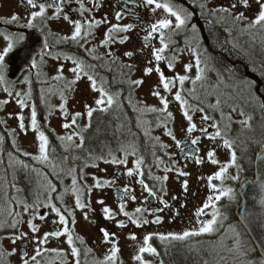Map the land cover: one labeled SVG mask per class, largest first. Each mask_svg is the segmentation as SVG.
<instances>
[{
    "label": "flooded vegetation",
    "instance_id": "flooded-vegetation-1",
    "mask_svg": "<svg viewBox=\"0 0 264 264\" xmlns=\"http://www.w3.org/2000/svg\"><path fill=\"white\" fill-rule=\"evenodd\" d=\"M16 4L15 15L19 17L16 22L5 23V19L0 17V40L5 41L8 35H16V38L20 35L24 36L23 41L19 42L17 49L24 46L28 42L27 32L36 31L43 35L45 40L46 50H44L39 57L35 59L37 67L32 66L24 73L22 78L27 77L29 79L31 96L27 99L26 95H22L21 99H25L28 103V108L31 110V106L35 105L37 111L38 126L42 124L47 126L48 133L45 135L49 137V152L50 159L59 164L64 169L60 172L59 178L55 175H51V169L45 165L38 164L33 161L30 156L26 157L19 154L16 159H20L28 163L33 167L40 168L42 171L49 174V178L57 186V191L53 193V196L63 195V200H53V202L61 208L62 212L65 209L73 211L76 219V215H80L85 212H95L99 216L101 222L100 229H105L109 233H114V239L117 242V246L120 248L118 253L119 264H130L128 262V254L132 260V253L137 254L138 249L124 253V248L127 247L128 241H134L137 248L142 246L143 238L149 233H159L167 235L172 229L183 228L191 229L197 223V217L195 212L198 208L203 206L210 195H214L212 190L208 187L207 177L213 175L220 167H223L225 163L230 160V153L223 147H218L222 144V139L217 138L211 140L207 135L200 131L201 127L208 129V135L213 134L216 129L210 127L213 123H216L222 134L227 138L234 140V148L237 152V162L243 166V171L240 173V180L233 181L229 179L231 175L237 173L236 168H230L226 173V178L223 181H213L217 187H232L236 190V198L233 200V214L236 205L240 202L238 195L239 182L244 177H253L254 175V161L257 156V152L260 151L259 145L254 141L264 138V124H262L261 116L264 113L259 108L260 102L264 101V79H261V71H264V64L261 63V36L258 34L255 42L252 40V34L242 33L246 23L254 19L255 15L259 11V5L256 0H249L250 7L245 9L242 5H237L233 10V14L243 11L245 16L248 17V21L243 23H233L231 17H226L225 20L220 21L223 13L212 14L213 9L220 7H231L233 0H172L173 3L183 5L189 12H191V23L197 25L196 37L199 39L198 51L203 53V58L210 57L208 61L209 67H214L219 70L223 75L225 82L233 85L231 88H226L224 84H219L215 87L217 82V75L215 71L207 74L208 78L204 81L197 82L195 86L191 81H186L183 85L182 95L188 101L189 112L193 116V123L196 124V130L189 134L187 132L188 121L183 115L180 103L174 99L176 91L180 90L181 86L176 83L172 92H165L163 86L160 84L159 73L153 71L150 75H144V69L146 67H155L157 62L152 56L153 48L161 47L159 42V34H153L154 38L145 40L144 37L148 34L147 30L150 29L151 24L158 19L163 18L165 15L162 10L152 11L153 6H148L144 3V0H98L99 7L93 8L91 12L85 11L81 16L78 11L79 5L76 0H71L64 7V12L67 13L71 20L80 19L83 23L82 33L87 31V20L95 18L96 20L107 19V23H101L99 26L92 29L94 38H89V42L80 46L73 42L64 41L62 37L70 36L74 31V26L71 22L63 19V14L59 19H47L51 17L54 12V8L46 9V18L41 20L37 18L34 21V27H24L27 23V19L30 18V13L33 9L26 4V0H14ZM52 3L57 4L59 0H37V4ZM86 8L90 7L92 0H83ZM159 2H165V0H159ZM204 7L201 8L200 5ZM0 0V15L1 11ZM35 10H38L35 9ZM119 11L122 13V19L119 21L115 18V13ZM10 20V19H9ZM174 20V18H173ZM120 24L121 26L129 23L133 24V29L126 33L114 34L117 37V42L109 44L107 48L101 47L100 41L105 38V32L112 24ZM256 30H253L255 32ZM166 35L170 34L171 30H165ZM127 35L129 39L120 44L118 38ZM172 39L175 43L170 44L169 48L163 53L165 59L159 62V67L166 77H174L176 74L184 75V65L187 63H194V58L190 51L191 47H197L194 34L191 32L190 27L180 31L177 35H174ZM8 40V39H7ZM236 45L235 47L233 45ZM96 47L98 55H104L106 52L111 51L115 56L119 57V60L115 64L110 63L109 58H105L103 61H94L91 55L88 54L86 49ZM16 49V50H17ZM126 51H132L134 55L132 57H126L123 55ZM51 56L48 57L47 56ZM71 56L78 59H83L88 64H100L103 63L105 67H98L96 71L100 77H104L108 84L106 87L111 93L120 92L119 104L121 107L113 105L112 109L108 113L96 112L91 120V127L83 132L85 142L82 148L69 147L65 151L64 145L68 142H61L58 137L71 134L74 130H80L88 124L86 115H82L78 119V126H74L72 129L56 131L49 124L50 119L55 115L62 117L63 124L70 122L71 117L75 112H86L85 104L95 106L94 99L98 98V93L93 92L90 88V82L86 77L84 80L88 85L90 91V99L92 102H87L86 99L82 108H76L74 104L69 102L74 101L77 96L76 85L73 86L74 90H70L67 82L74 79V74L71 72H63L64 79L55 80L54 76L57 75L55 66L57 62L65 61V63L72 64L71 60L65 57ZM151 62V63H150ZM173 64V68H168V63ZM123 64L133 65L131 71L127 68H122ZM111 68V71L108 68ZM228 69L233 70L232 79H228ZM123 73V74H122ZM193 79L195 77V68L190 73H187ZM22 78L19 82L22 81ZM50 78V82L57 85L60 81H64L65 84L60 87L61 95L63 94L67 99L66 110L68 112L67 120L61 113L59 105L63 103L61 95L53 97L52 104L48 103V94L39 92L46 81ZM243 78H249L257 82L260 89V99L252 100L249 103L248 92L243 89V85L240 84V80ZM128 79H142L144 83L135 88H130L127 81ZM18 82V84H19ZM100 83L98 78V84ZM238 86V87H237ZM195 87V92L189 94V89ZM160 91L161 95L166 96L169 100L168 111L172 112L173 116L171 120H165L166 113L162 112H148L145 109L150 107L162 108L160 100L154 97L152 91ZM28 93V92H26ZM25 93V94H26ZM129 93H131V104L129 103ZM231 97V98H230ZM217 99L221 101L218 107H211L215 105ZM236 112L231 111L233 106H237ZM203 108L204 111H198L193 109ZM243 109L245 116L239 115L240 109ZM41 113L42 116H41ZM208 115L212 119L208 121H202V116ZM248 115L253 117L251 121V128H242L239 121L245 119ZM62 124V125H63ZM231 124L230 130H226V126ZM122 126V127H121ZM149 132L148 136H145V131ZM171 130L176 138V141H180V147H177L176 141L172 137L166 135L167 131ZM41 131V129H40ZM37 136V134H35ZM51 136V137H50ZM152 137H159V141H155ZM199 137V141L196 145L191 144L193 138ZM74 142L79 143V138L74 137ZM166 145L167 147H161L160 145ZM132 145L136 148V155H132ZM121 146L127 148L129 151L127 165H116L111 163H104L103 160H95L97 167H92V157L103 156L105 159H110L109 151L117 157L123 158L124 152L121 151ZM55 149V153H52L51 149ZM215 149V159L219 161L218 164H212L207 156V153L211 149ZM31 155L34 153L28 152ZM155 153V157L153 156ZM36 152L35 155H37ZM68 157L66 162H62L63 157ZM139 156H143L144 164L142 171L143 177L133 176L128 177L126 171L128 168H134L132 159H136ZM78 157V159H74ZM156 158H159L163 163L158 164ZM202 160V163H196V160ZM85 163L89 166L84 167ZM71 167L77 169V173L82 169L85 175V179L79 181L80 185L87 184L92 186L94 184L93 177L98 178L101 182L105 180L114 181L113 184L103 186L100 188H92L89 194L87 190L81 194V200L90 205V209L75 208V198L71 195V181L72 178L67 174V170ZM169 167L172 171L165 173L163 169ZM16 176L22 178L23 184L20 186V190L17 195L18 200H25L29 205L39 197V192L44 190L40 185L46 184L43 177L37 176L31 172L30 169H23L20 166H16ZM59 171V169H57ZM149 171L152 176L164 175L168 176V180L162 184L163 191H161V183L151 179L148 175ZM180 171L187 172V176L179 175ZM140 178L145 180L150 187L154 186L158 193L157 197H150L146 191H143L141 185L136 181ZM184 181H187V190L183 187ZM129 187L131 191L126 195L123 191L125 187ZM67 189V191H65ZM32 192L30 196L27 194ZM46 196H48L45 191ZM209 194V195H208ZM135 195L136 200L132 201L129 197ZM125 197L121 200V197ZM176 197V199H173ZM163 198L167 201L169 207L164 208L162 212H152V209L163 208L159 199ZM227 197L222 198L218 204ZM99 200H103L104 204L98 203ZM39 201H42L39 199ZM125 204V211L130 214L135 213L137 207L146 208L149 211L143 213H136V219H147L150 223L137 227L132 224L128 217H125L119 212V205ZM43 207V204L39 208ZM95 207V208H94ZM109 207L113 210L115 215L114 220H108L103 214V208ZM38 209V208H35ZM50 209V208H49ZM93 209V210H92ZM51 211V210H50ZM214 209H206L207 215L199 217L209 216ZM23 212V211H22ZM24 214V213H23ZM44 210L40 211V215H44ZM51 214H53L51 212ZM66 214V212H65ZM160 216L162 222L160 224L151 223L152 220ZM45 217L49 218L48 215ZM21 223L16 228V234L21 233L22 228V215L19 217ZM46 219V218H45ZM71 218L69 217V220ZM51 220V219H50ZM123 221L125 223L124 228L117 227V222ZM34 223V222H33ZM48 221L45 223L47 225ZM51 227L54 228L56 224L50 222ZM56 230L62 228L57 225ZM74 233L83 238L84 244H80L77 240L76 246L81 249V264H84L87 260L88 264H92L94 259H103V256L107 253L111 247L110 244H102L103 235L100 229L95 233V238L90 236H84L75 230V225L69 224ZM46 232L43 231L40 235H36L29 230L23 231L27 233V238L32 240L31 243H26L24 239L18 242L20 255L22 250L26 248L28 257L34 254L31 253V248H36V238H40ZM137 237L136 240H132L129 237L131 235ZM65 237L59 239L50 238L46 245L41 246L42 249L57 248L64 251H68V246L65 243ZM93 239V240H92ZM153 239H158L154 236ZM152 239V240H153ZM151 240V241H152ZM150 241V243H151ZM63 242V243H62ZM22 245L20 246V244ZM63 245V246H61ZM87 248H92L93 252L89 253L86 257L84 251ZM145 259H148V254H144ZM155 259L156 257H151ZM41 260V264H61L63 257H57L55 253L44 252L43 256L38 257ZM69 264H74L73 258L68 256ZM159 259V256H158ZM157 260V258H156ZM30 264L32 262L30 261ZM132 264V263H131ZM135 264H138L136 262Z\"/></svg>",
    "mask_w": 264,
    "mask_h": 264
},
{
    "label": "snow or ice",
    "instance_id": "snow-or-ice-1",
    "mask_svg": "<svg viewBox=\"0 0 264 264\" xmlns=\"http://www.w3.org/2000/svg\"><path fill=\"white\" fill-rule=\"evenodd\" d=\"M71 0H59L57 4H52V3H43L40 2L37 4V0H26V4L30 6L33 11L30 13V18L27 19L26 25L24 27L27 28H32L34 27V21L37 18H40L41 20L46 18V9L48 8H54L53 15L51 17H47V19H59L60 16L63 14V19L66 21H69L73 24L74 26V31L71 33L70 36H64L62 37V40L64 41H71L75 44H78L80 46H83V44L89 42V38H94L92 29L99 26L101 23H107V19L104 18L103 20H96L95 18H91L87 20V31H84L82 33V28H83V23L80 19L76 20H71L70 16L64 12V7L66 6L67 3H70ZM76 3L79 5L78 11L80 12V15L83 16L85 11L91 12L93 8L99 7L98 0H92V4L90 7L85 6V3L83 0H76ZM144 3L148 6H153L152 11L156 12L157 10H162V12L165 14L163 18L158 19L156 22L151 24L150 29L147 30V35L144 37L145 40H149L151 38H154L153 34L158 33L159 34V42L161 44V47L159 48H153L152 50V56L154 57L155 61L157 62V66L155 69L153 67H146L144 69V75H150L153 71H156L159 73V79H160V84L163 86V89L165 92H172L173 87L176 86V83L178 82L179 85L181 86L180 90L176 91L174 94V99L180 103L181 109L183 111V115L188 121V127H187V132L191 134L196 130V124L193 123V116L189 112V106L188 101L184 98L182 95L183 92V85L185 84L186 81H191L193 86L197 84V82L204 81L208 78L207 74L209 72L215 71L217 75V84L215 87H218L219 84H224L226 88H231L233 85L226 83L223 75L221 72L214 67H209L208 66V61L210 57L208 58H203V53L198 51L199 47V39L198 37L195 36L197 33V25L195 23H191L192 20V13L187 10L183 5L175 4L172 2V0H165V2H159V0H144ZM256 3L259 5V11L255 15L254 19L248 21V17L245 16V13L243 11L233 14V10L237 7V5H242L245 9L250 7L249 0H233V3L231 4V7H220L218 9H213L212 14L216 15L217 13H223L226 15H221L220 16V21H223L226 19V17H231L233 23H243L245 21H248L246 25L241 28L242 33H250L252 34V40L255 42L257 35L259 34L261 36V63L264 64V0H256ZM201 8L204 7L203 4L200 5ZM38 10H35L37 9ZM115 18L117 21L122 19V13L117 11L115 13ZM174 18V20H173ZM19 20V17L17 15H13L10 20H5V23H11V22H16ZM133 24L129 23L127 25L121 26L120 24H112L107 31L105 32V38L100 41L101 47L107 48L109 44H113L117 42V37L114 34L117 33H126L129 30L133 29ZM191 32L194 34V39H196L197 47H191L190 46V51L192 53V56L194 58V63H187L184 65V75L181 74H176L174 77H166L164 73L161 71L159 67V62L165 59V56L163 53L169 48L170 44L175 43V41L172 39L174 35H177L180 31L189 28ZM165 30H171L170 34L166 35ZM253 30H256L253 32ZM129 37L127 35L118 38V42L120 44H124ZM24 36L20 35L18 37V41H23ZM48 45L45 43V47ZM234 47L236 46L235 44L233 45ZM13 49V44L9 43L7 47L3 50V54H0V82H3L5 80V76L3 75V72L5 70V56ZM89 55H91L92 60L94 61H103L105 58L110 59L111 64H115L118 60L119 57L115 56V54L111 51L106 52L104 55H98L96 47H93L91 49H86ZM124 56L126 57H132L134 53L132 51H126L123 53ZM68 60H71L72 64L74 65L70 69H68L71 73L74 74V79L70 80L67 82L68 87L70 90H74L73 86L76 85L78 81H80L83 77L87 78V81L90 82V88L93 92L98 93V98L94 99V105L91 106L88 104H85V109L86 112L82 114L81 112H75L72 117L70 122H65L62 127L64 129H72L74 126H78V119L82 115H86L88 119V124L84 126V128L80 130H74L71 132V134L65 135V136H59L58 139L61 142H68L65 147V151L68 150L69 147H74V148H82L85 142V137L83 135V132L86 131L88 128H90L91 125V120L93 118L94 113L100 112V113H108L113 105H116L118 108L121 107L119 104V98L121 93L120 92H115L111 93L106 85L108 84V81L104 77H100L99 73L96 71L98 67H105L103 63L100 64H88L86 63L85 60L83 59H78L75 57L67 56L65 57ZM151 63V62H150ZM31 66L33 68L37 67V63L35 60L31 62ZM122 68H127L129 71H131L133 65L131 64H123L121 65ZM168 68L171 69L173 68V64L171 62L168 63ZM193 68H195V77L194 79L188 75L187 73H190ZM109 71H111V68H108ZM64 72V66L60 65L57 68V75L53 77L55 80H62L64 79L63 76ZM228 79L231 80L233 76V70L228 69ZM123 74V73H122ZM261 79H264V71H261L260 73ZM98 78L100 83L98 84ZM27 82V81H26ZM128 85L130 88H135L141 86L144 81L142 79H128L127 81ZM240 84L243 85V89L248 92V99L249 103L252 100H259L260 99V89L258 88L257 82L254 80H251L249 78H243L240 80ZM238 87V86H237ZM5 91H8V94L11 96L12 93L8 90L5 89ZM189 94H192L195 92V87L192 89H189ZM154 97L159 98L160 104L162 105V108L158 109L156 107H150L146 108L145 110L148 112H162L166 113L165 120H171L172 119V112L168 111V106H169V100L166 96L161 95L160 91H152L151 93ZM17 99V104L19 105L20 109L23 110L25 107H27V103L25 99H21V93L17 92L16 94ZM26 96L30 97L31 96V91L29 90L28 93L25 94ZM231 98V97H230ZM61 100L63 103L59 105L61 113L64 115L65 119L67 120L68 112L66 110V104H67V99L66 97L62 94L61 95ZM8 101H0V103H7ZM129 103L131 104V93H129ZM221 101L217 99L215 105H211V107H218L220 105ZM237 106H233L231 111L236 112ZM259 108L262 113H264V101L260 102ZM198 110L203 112V108L199 109H193ZM239 115L241 117L245 116L244 110L241 108L239 111ZM17 120L19 121V128L22 131H26V125L24 123L25 117L20 114L17 115ZM212 119V117L208 115L202 116V121H208ZM253 117L251 115H248L245 119H242L239 121L240 125L242 128H251V121ZM261 121L262 124H264V115L261 116ZM30 126L33 131L37 133V140L39 141L38 144V155H31L28 152H23V156H30L33 161H36L38 164L45 165L46 167L51 169V175H55L59 178L60 172H63L64 169L60 167L59 164L55 163L52 159H50V152H49V137L45 135L44 131H40L39 126H38V121H37V111L35 105L31 106V114H30ZM122 127V126H121ZM210 127L215 128L216 131L208 135V129L201 127L200 131L204 133L205 135L208 136L209 139L211 140H216L217 138L222 139V144L218 145V147H223L224 149L228 150L230 153V160L223 165V167H220L218 171H216L213 175H209L207 177L208 180V187L215 193V195H210L207 198V201L201 206L200 208L197 209L195 212V216L197 217L196 223L199 225L197 229H192V230H185L183 231L182 234H176V233H168L167 235L165 234H159V233H149L146 234L143 238V243L142 246H139L138 252L136 255L132 257L133 260L137 261L138 264H154V262L150 259H145L144 254H149L150 256L156 257L159 256V252L156 247L150 243V241L153 239L154 236H157L158 239L161 242H170V241H183L188 237L191 236H201L204 234H211L217 230L216 226L220 222V217L222 216V213L220 210L217 208L216 202H219L222 198L227 197L229 201H232L236 198V190L232 187H217L216 184L213 183V181H223L226 178V173H228L230 168H236L237 173L235 175H231L228 177L229 179L233 181L240 180V173L243 171V166L237 162V152L234 148L235 141L227 138L222 134V131L218 127L216 123H213L210 125ZM231 124L226 126V130H230ZM264 130V128H262ZM166 135L172 137L174 141H176L175 136L171 132V130L167 131L165 133ZM149 132L146 130L145 131V136H148ZM74 137L79 138V143L74 142ZM4 137L0 136V143L3 142ZM153 140L159 141V137H152ZM199 141V137L193 138L191 140L192 145H196ZM254 143H257L259 145L260 151L257 153L256 157V162L258 167L264 169V138L258 141H254ZM13 145H15V141H13ZM177 147H180V141H176ZM162 148L167 147L166 145L161 144L160 145ZM132 155H136V148L134 145L131 146ZM121 151L124 152L123 158H117L111 150L109 151V156L111 157L110 159H105L103 156H97V157H92L93 163L91 164L92 167H97L98 165L95 163V160H103L104 163H111V164H116V165H127L128 163V155L129 151L127 148H124L121 146ZM17 151L19 149L17 148ZM52 153H55V149H51ZM9 155V163L8 167H15V166H20L23 169H30L31 172L35 173L39 177H43V179L46 181V184L40 185V187L44 188V190L47 192V201L46 202H41L39 201V198L33 202L32 205H29L25 200H18L16 197H11L8 198L7 191L5 190L4 192V197L8 201V207L6 209L7 215L12 217L11 223H8L7 220L5 221H0V228L2 227H11L13 229L17 228L18 225L21 223V220L19 217L21 216V213L16 211L12 207V202L15 201L17 206H22L23 207V212L28 213L30 209L33 210V219L36 218L38 214L35 213V208H38L43 204V207L50 208L51 212L55 214L56 217H58V220H54L53 224H58L62 226V228L58 230H54L51 232H45L42 237L36 238L35 242L37 244V247L34 249V254L31 255V257H28V253L26 248L22 250L21 254V260L22 264H30V261L32 264H41V260L38 259V257L43 256L44 252H52L55 253L57 257H63L61 259V264H69V260L67 259L68 256L73 258L74 264H81V249L78 248L75 244V242L78 240L80 244H84V240L82 237L76 235L72 228L69 227V224L75 225L76 224V219L73 211L65 209V212H62L61 208L58 207L53 200H63V195L59 196H53V193L57 191V186L52 182V180L49 178V174L42 171L40 168L33 167L26 163L23 160L20 159H15L13 162V154L11 152L8 153ZM215 149H211L208 151L207 156L209 161L212 164H218L219 161L215 159ZM153 156L155 157V153H153ZM74 159H78V157H74ZM68 160V157H63L62 162H66ZM156 161L158 164L163 163L162 160L159 158H156ZM196 163H202V160L197 159ZM144 164V158L143 156H139L135 159L134 161V168H128L126 171V175L128 177H133L139 176L143 177L144 172L142 171V166ZM89 165L85 163L84 167H88ZM59 169V171H57ZM165 173L172 171L171 168L165 167L163 169ZM67 174L71 176L72 181H71V191L75 196V208L76 209H85L86 207L90 209V205L86 204L81 200V194L87 190V192L90 194L92 191V188H100L103 186L111 185L114 183V181L110 180H105L101 182L98 178L93 177L94 184L92 186H88L87 184L80 185L79 181H82L85 179V175L83 170L81 169L79 173H77V169L75 167H71L67 170ZM179 175L182 176H187V172L180 171L178 173ZM148 175L151 177V179L158 181L161 183V191H163L162 184L164 181L168 180V176L164 175L163 177L160 176H152L151 172L149 171ZM139 183L143 189V191H146L148 193V196L150 197H157L158 193L155 190V187L152 186L150 187L147 183H145V180L143 178H140L136 181ZM13 188H15V184L11 185ZM260 188L261 190H264V181L260 183ZM183 187L185 191L187 190V181H184ZM17 192L21 191L20 189H16ZM67 191V189L65 190ZM124 193L127 195L131 189L129 187H125L123 189ZM125 197H121V200H123ZM132 201L136 200V196L132 195L129 197ZM173 199H176V197H173ZM160 204L163 205V208H157V209H152V212H162L164 208H168L169 205L167 201H165L163 198L159 199ZM98 203L104 204L103 200H99ZM212 208L214 211L211 213L210 218L201 220L199 217L207 215L206 209ZM103 214L106 219L108 220H114L116 213L113 212V210L109 207H104L103 208ZM149 211L146 208H141L137 207L135 209V213L130 214L129 212L125 211V204L121 203L119 205V212L123 214L125 217H128L130 222L134 224L137 227H141L142 225H146L150 223L149 220L147 219H136L135 214L136 213H143ZM69 217L71 218L69 220ZM38 218L40 220H44L46 217L43 215H39ZM85 220L88 219V214L85 212L84 214ZM248 217L245 216V220H247ZM162 222V219L160 216H156L154 220L151 221V223L155 224H160ZM28 227L32 231V233H36L39 231V228L37 227L36 224L32 222V219L27 221ZM126 225L123 221H118L117 222V227L119 228H124ZM103 239L101 241L102 244H110L111 247L108 249L107 253L103 256V259H94L92 261V264H119L118 260V253L120 252V248L117 246V242L114 239L115 234L114 233H109V231L105 229H100ZM233 233H235L237 239L235 241V250L236 251H241L242 250V245L239 240L240 233L236 230L235 227H232ZM60 237H65V243L68 246V251H64L62 249H57V248H51L47 249L44 248L42 249L41 246L46 245L49 242L50 238H56L59 239ZM132 240H136L137 237L133 234L129 237ZM11 241L13 244H15L17 241L24 239L26 243H31L32 240L27 238V233H19L13 234L12 237H10ZM229 251H232V249H229ZM93 249L92 248H87L84 251L85 257L89 254L92 253ZM10 254H14L10 253ZM0 255H3V250L0 248ZM223 259V258H222ZM84 264H88L87 260H85ZM160 264H164L163 260L160 261ZM203 264H208L207 261H204Z\"/></svg>",
    "mask_w": 264,
    "mask_h": 264
},
{
    "label": "rangeland",
    "instance_id": "rangeland-1",
    "mask_svg": "<svg viewBox=\"0 0 264 264\" xmlns=\"http://www.w3.org/2000/svg\"><path fill=\"white\" fill-rule=\"evenodd\" d=\"M15 1L14 0H1V15L0 17H2L5 20H9L11 19V17L13 15H15L16 12V4H14ZM8 39V40H7ZM18 37L16 38V35H8V38L5 39V41L3 39L0 40V54H3V50L7 47V45L9 43L13 44V49L10 51H14V49H16V47L18 46L19 42L17 41ZM9 54V53H8ZM7 56V55H6ZM5 56V57H6ZM51 57L50 55L47 56ZM57 65L55 66V69L57 70V68L60 65L64 66V71L65 72H70L68 69L71 68L70 63H65V61H60L56 63ZM5 65V63H4ZM3 75L7 76L5 70L3 72ZM50 78H47L44 84L41 88H39V92H42L43 94H48L49 95V99H47L48 103L52 104V99L53 97H58L59 95H61V91H60V87H62L65 82L64 81H60L57 85L53 84V82H50ZM27 81V82H26ZM13 85H15L14 87H12ZM10 84L8 79L5 77V80L3 82H0V101H8L7 103H3L0 104V106L2 107L0 110V117L4 118L5 120H7V122H9V127L12 130V139L14 138L16 141V148H18L21 151H25V152H31L34 153L33 155L36 154V152H38V144L39 141L37 140L35 134H37L35 131L32 130L31 126H30V114H31V110L27 107H25L23 110L20 109L19 105L17 104V97H16V93L20 92L22 95H25L26 92H29V87H30V83H29V79H27V77L25 76V78H22V81L15 84ZM88 85L86 84V82L84 80H80L76 83V91L77 96L76 99H74V101H71L69 103L74 104V106H76V108H82L83 107V103L86 99L87 102H92V99H90V95H89V87H87ZM5 89H8L9 91H11L12 95L10 96L8 94V91H5ZM21 95V96H22ZM27 99H29V97L27 96ZM26 103H28L26 101ZM22 114L25 117L24 123L26 125V131H22L19 128V121L17 120V115ZM63 124V120L62 117H60L59 115H55L53 116L52 119H50V122L48 125H50L52 128H54L56 131L61 132L62 130L66 131V129H64L62 127ZM38 155V154H37ZM135 159H132V163L134 164ZM213 192V191H212ZM31 194H33L32 192H29L27 195L30 196ZM213 194L215 195V193L213 192ZM71 195L74 196V194L71 191ZM209 195V194H208ZM39 199H41L42 201L46 202L47 201V196L45 193V190H42L39 192ZM75 198V196H74ZM95 208V207H94ZM23 210V207H22ZM44 210L45 212V216L48 215L50 217L44 220H40L38 218V216L40 215V211ZM51 209L46 208V207H41L38 209H35V213L38 214L36 216L35 219H33V210L30 209L28 213H24L22 214V228L21 231H26V230H30V228L28 227V223L27 221L32 219V222H34V224L37 225V227L39 228V231L36 232L35 234L38 236L40 235L43 231L46 230V232H51L56 230L55 228H57L56 226L58 224H56V226L51 227L50 222H53L54 220H58V217L55 216V214H51ZM93 210V209H92ZM4 209H0V214L1 212H3ZM84 214L85 213H81L80 215H76V224H75V230L78 233H81L84 236H90L93 237V239L95 238V233H97V230L100 229L101 226V222H99L100 218L97 215V213L93 212H87L88 214V219L85 220L84 218ZM211 214L207 217H202L201 220H205L210 218ZM48 221L47 225L45 224ZM221 223L219 222L218 225H220ZM217 225V226H218ZM216 226V227H217ZM199 227L198 224H196L193 228L191 229H185V230H192V229H197ZM183 228H175L170 230V233H176V234H182L183 231H185ZM239 233L240 230L236 229ZM32 232V231H31ZM222 241L218 242L216 245H218L219 247L224 245L225 251L230 252V253H234V254H238L240 261L235 262V264H264L263 262L259 261L258 259L255 258L254 253L252 252V250L247 246V240L246 238L240 233L239 236V240L241 242V244L244 245V248L241 251H236L235 250V241L237 239L235 233H233L232 228H228V230L223 234ZM11 236L5 237V239L3 240V245L5 247V250H7L9 253H13L14 254H10V257H8L7 259V264H22V260H21V255H20V250L18 247V242L17 241L15 244L12 243ZM92 239V240H93ZM22 240V239H21ZM227 241H230L232 243V245L229 247L228 244L226 243ZM63 243V242H62ZM22 245V243L20 244V246ZM63 246V245H61ZM133 249V252L136 251L138 248L135 245V242L133 241H128L127 247L124 248L123 252L127 253L129 251ZM229 249H232V251H229ZM34 252V248H31V253ZM130 254H128V256H126V258H128V262H130V264H135L137 261L135 260H131L130 259ZM134 256V254L132 253L131 258ZM148 259L152 260L154 262V264L156 263L155 259H152L149 254H148ZM54 264V263H52ZM231 264V263H229Z\"/></svg>",
    "mask_w": 264,
    "mask_h": 264
},
{
    "label": "trees",
    "instance_id": "trees-1",
    "mask_svg": "<svg viewBox=\"0 0 264 264\" xmlns=\"http://www.w3.org/2000/svg\"><path fill=\"white\" fill-rule=\"evenodd\" d=\"M5 72L7 74V66H5ZM6 77V75H5ZM10 84H15L9 81ZM13 85L12 87H14ZM11 92V91H10ZM3 104V103H0ZM0 106V110H1ZM43 113H41L42 116ZM41 131L46 133L49 132L47 126H40ZM0 136H3V142L0 143V209H4L0 214V221L7 220L8 223H11L12 217L7 215L6 209L8 207V201L4 197L5 190L7 191L8 198L16 197L18 192L16 189H20L23 184L22 178L16 176V166L8 167L9 155L11 152L13 154V162L16 157L21 154L23 157V152L17 151L16 141L12 139V130L9 127V122L4 118L0 117ZM51 137V136H50ZM15 141V145H13ZM15 184V188L11 185ZM233 200L223 199L218 204V209L222 213L220 217V225L216 228L217 230L211 234H204L201 236H191L186 238L183 241H170V242H161L159 239H153L151 241L152 245L157 248L159 252V259L156 256L155 264H160V261L163 260L164 264H203L204 261H207L208 264H235V262L240 261L239 255L225 251L224 245L219 247L216 245L218 242L222 241V238L225 237L223 234L228 230V228L235 227L240 230V233L246 238L247 246L252 250L256 259L264 263V259L261 258L251 240H249L248 235L244 231L242 226L239 224L235 216H233ZM12 207L22 213V206H17L15 201L12 202ZM16 234V228L11 227H2L0 228V248L3 250V255H0V264H7V259L10 257V253L5 250L3 245V240L5 237L13 236ZM230 247L232 243L230 241L226 242ZM242 245V249L244 245ZM223 258V259H222Z\"/></svg>",
    "mask_w": 264,
    "mask_h": 264
},
{
    "label": "water",
    "instance_id": "water-1",
    "mask_svg": "<svg viewBox=\"0 0 264 264\" xmlns=\"http://www.w3.org/2000/svg\"><path fill=\"white\" fill-rule=\"evenodd\" d=\"M27 36V44L5 60V66L8 67L7 78L12 82L20 80L31 67V62L46 50L42 34L30 31ZM253 166L254 177H244L239 183L237 191L240 203L235 207L234 216L248 234L258 255L264 259V190L259 186L264 181V169L258 167L256 158ZM245 216L248 217L247 220Z\"/></svg>",
    "mask_w": 264,
    "mask_h": 264
}]
</instances>
